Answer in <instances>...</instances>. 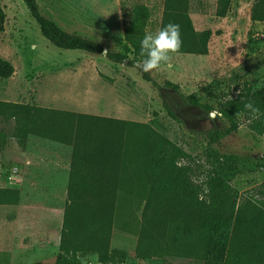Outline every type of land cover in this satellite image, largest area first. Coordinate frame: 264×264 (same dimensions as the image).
Segmentation results:
<instances>
[{
  "label": "trees",
  "instance_id": "1",
  "mask_svg": "<svg viewBox=\"0 0 264 264\" xmlns=\"http://www.w3.org/2000/svg\"><path fill=\"white\" fill-rule=\"evenodd\" d=\"M23 3L53 47L106 55L108 61L126 63L144 82L159 88L150 73L142 71L141 63L129 58L128 51L104 53L102 44L65 32L42 16L37 0ZM232 4L233 0H217L216 17L225 19ZM6 18L0 4V33L5 31ZM250 20L253 26L264 24V0H254ZM168 23L180 26L181 46L173 54L204 55L189 15V0L164 1L161 29ZM14 74V66L0 58V80L7 81ZM165 87L179 92L170 82ZM206 92L216 106L203 103L197 95L183 97L186 105L208 117L215 113L224 123L222 129H212L204 136V157L212 169L205 191L192 182L191 168L180 166L192 158L147 125L0 101L2 146L9 138L24 146L35 136L72 148L62 240L55 264H84L82 253L96 255L98 264H108L111 231L120 215L128 220L120 229L138 236L136 257L141 261L167 256L203 264H264V184L256 193L240 194L231 183L240 174L242 157L220 154L214 148L244 123L255 136H264V115L254 118L244 109L251 101L264 113V88L255 90L246 84L235 96L217 93L212 87ZM168 114L175 119L170 111ZM131 181L141 190L134 192ZM13 190L0 192V206L18 201L20 192ZM120 193H129L130 200L144 203L142 224L137 223L140 229L134 225L132 229L136 221L133 212L119 210Z\"/></svg>",
  "mask_w": 264,
  "mask_h": 264
},
{
  "label": "rangeland",
  "instance_id": "2",
  "mask_svg": "<svg viewBox=\"0 0 264 264\" xmlns=\"http://www.w3.org/2000/svg\"><path fill=\"white\" fill-rule=\"evenodd\" d=\"M164 1L37 0L41 15L65 32L100 43L107 51H128L136 63L143 59L140 41L144 34L161 29ZM253 2L233 0L228 16L218 19L217 0H189V15L204 55L171 54V67L162 65L150 72L159 85L155 88L144 82L137 70L116 65L106 55L65 52L53 47L42 36L23 0H0L7 17L5 31L0 33V58L15 68L12 78L0 80V101L147 125L192 158L180 166L190 167L192 182L205 191L212 169L204 157V136L212 129H222L224 123L215 113L208 117L186 105L183 97L197 95L203 103L216 106L207 87L231 96L246 84L255 90L264 88V24L251 23ZM166 82L177 85L179 92L166 88ZM29 138L26 150L30 156L38 157L41 151L63 153L57 144L35 136ZM5 141L3 146L0 142V192L15 191L21 171L17 176H13V171L27 157L23 150L26 145L10 138ZM214 148L220 154L242 157L240 174L231 183L240 194L256 193L264 184V136H255L246 123ZM130 186L134 192L141 190L132 181ZM129 197V193H120L119 210L125 214L133 212L136 221L132 229L133 225L140 229L137 223L142 224L144 203ZM8 220V208L0 207L1 225L6 227ZM117 221L111 231L108 264H203L196 259L167 256L141 261L136 257L138 236L120 229L119 225L128 222L124 216L120 215ZM50 258L53 261L48 264H54L56 255L51 254ZM80 260L98 264L97 256L89 253H82ZM0 264L9 262L1 256Z\"/></svg>",
  "mask_w": 264,
  "mask_h": 264
},
{
  "label": "crops",
  "instance_id": "3",
  "mask_svg": "<svg viewBox=\"0 0 264 264\" xmlns=\"http://www.w3.org/2000/svg\"><path fill=\"white\" fill-rule=\"evenodd\" d=\"M29 140L23 149L27 157L15 168L21 171L16 185L19 199L0 206L9 214L8 225L0 223V257L9 264H48L51 254L57 259L62 240L72 148L46 141L60 146L63 153L41 151L38 157L30 156Z\"/></svg>",
  "mask_w": 264,
  "mask_h": 264
},
{
  "label": "clouds",
  "instance_id": "4",
  "mask_svg": "<svg viewBox=\"0 0 264 264\" xmlns=\"http://www.w3.org/2000/svg\"><path fill=\"white\" fill-rule=\"evenodd\" d=\"M181 46L180 26L168 23L155 33L146 32L140 41V55L143 57L141 68L144 73L158 70L162 65L171 67L169 63L171 54ZM244 109L256 118L261 113L260 109L249 101L244 104Z\"/></svg>",
  "mask_w": 264,
  "mask_h": 264
},
{
  "label": "built area",
  "instance_id": "5",
  "mask_svg": "<svg viewBox=\"0 0 264 264\" xmlns=\"http://www.w3.org/2000/svg\"><path fill=\"white\" fill-rule=\"evenodd\" d=\"M17 174H18V171L17 170H14L13 171V176H17ZM12 178L10 177V180H11Z\"/></svg>",
  "mask_w": 264,
  "mask_h": 264
},
{
  "label": "water",
  "instance_id": "6",
  "mask_svg": "<svg viewBox=\"0 0 264 264\" xmlns=\"http://www.w3.org/2000/svg\"><path fill=\"white\" fill-rule=\"evenodd\" d=\"M106 52H107V50L105 49V50H104V53H106ZM125 65H126V63H125Z\"/></svg>",
  "mask_w": 264,
  "mask_h": 264
}]
</instances>
